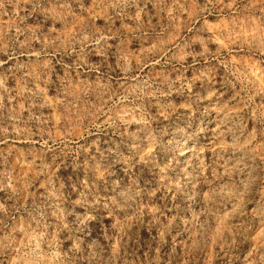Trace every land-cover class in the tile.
I'll return each instance as SVG.
<instances>
[{
  "label": "rangeland",
  "instance_id": "374dc122",
  "mask_svg": "<svg viewBox=\"0 0 264 264\" xmlns=\"http://www.w3.org/2000/svg\"><path fill=\"white\" fill-rule=\"evenodd\" d=\"M264 264V0H0V264Z\"/></svg>",
  "mask_w": 264,
  "mask_h": 264
},
{
  "label": "bare ground",
  "instance_id": "6f19581e",
  "mask_svg": "<svg viewBox=\"0 0 264 264\" xmlns=\"http://www.w3.org/2000/svg\"><path fill=\"white\" fill-rule=\"evenodd\" d=\"M27 264V263H26Z\"/></svg>",
  "mask_w": 264,
  "mask_h": 264
}]
</instances>
